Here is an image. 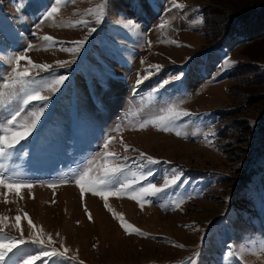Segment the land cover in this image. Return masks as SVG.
Instances as JSON below:
<instances>
[{"label": "rangeland", "instance_id": "374dc122", "mask_svg": "<svg viewBox=\"0 0 264 264\" xmlns=\"http://www.w3.org/2000/svg\"><path fill=\"white\" fill-rule=\"evenodd\" d=\"M230 1L62 0L46 20L52 0H0V138L11 139L35 119L41 103H23L33 90L49 97L40 117L44 127L38 122L27 144L0 155L6 181L33 185L18 192L0 186V238L25 241L19 252L13 249L15 256L8 254V264H23L31 255L43 264H188L193 256L197 264H264L263 123L246 117L260 113L264 92L240 103L241 113L231 112L234 135L223 131L228 106L237 105L228 94L229 73L246 59L245 37L210 42L201 19L203 4L218 11ZM81 20L90 23L76 26ZM45 35L56 43L44 41ZM80 40L85 43L72 50ZM252 48L264 49V42ZM19 55L53 67L49 72L21 60L19 71L30 68L31 79L18 77ZM151 65L161 67L149 73ZM258 65L264 70V60ZM96 69H107L104 86ZM59 76L67 80L54 85ZM141 77L147 78L138 83ZM165 80L171 83L161 87ZM258 88L264 90H249ZM170 109L193 115L165 131L158 118ZM140 153L161 163L145 167ZM108 165L123 166L118 179L132 187L121 190L105 174ZM173 167L182 170L177 185L132 199L148 183L162 187ZM81 176L83 189L76 182ZM117 213L134 228L126 230ZM34 239L46 241L45 251L67 252L43 257Z\"/></svg>", "mask_w": 264, "mask_h": 264}, {"label": "snow or ice", "instance_id": "6c2138e0", "mask_svg": "<svg viewBox=\"0 0 264 264\" xmlns=\"http://www.w3.org/2000/svg\"><path fill=\"white\" fill-rule=\"evenodd\" d=\"M52 2H53L54 6H51V10L47 12V15L45 16L46 20L53 18L55 16V14L60 11V4L62 3V0H52ZM64 2L71 3L72 0H64ZM133 6L138 7V5H136V4H134ZM175 6L178 8L184 7V5H181V4H176ZM102 16H103L102 11L96 13L97 21H99L102 18ZM89 23H90V21H88V20H81V21L77 22L76 26H79L81 24H89ZM160 27L163 28L164 25L161 24ZM91 31L95 32L96 29L92 28ZM42 39L44 41H51L54 44L56 43L55 38L52 37L51 35H45L42 37ZM84 43H85V41H83V40H80L78 42H74L75 48L72 50H78V48L81 45H83ZM32 47H33V45H28L29 49H31ZM21 60H28L31 67L42 69V70L49 71V72L51 71V69L53 67L51 64H47V63L35 64L31 61L30 57H27L25 55L16 56L15 57L16 69H17L16 75L18 77H21V78L31 79L30 68L25 67L23 69V71H19V68H20L19 62ZM56 63L58 65L63 66L67 62L66 61H57ZM160 67L161 66H159V65H151L148 69H146V71L151 73L153 70H159ZM94 75H96L97 79L100 80L102 86H104L106 84V80L104 77L107 75V69H103V70L96 69L94 71ZM146 78L147 77L139 78L138 83H143V80ZM176 79H180V77H176ZM65 80H67L66 76H59V77L54 78L52 83L54 85L58 86V85H62ZM21 82L23 83L25 81L21 80ZM169 83H171V81L165 80V81H163V84L161 85V87H163L164 85H167ZM48 99H49V97L41 95L38 91H35V90H33V92L24 99L23 103L25 105L29 104V102H31V101L40 102L41 103L40 110L37 113H35V119L31 122V124L23 126V130H17V131L12 132L11 139L7 135L0 138V155L4 154L7 148H15V146L17 144H20L21 141H24L25 144H27L28 143V137H30L32 135V132L34 129H36L38 122H40L41 127H44V124L40 121V117L44 111L43 105L45 103H47ZM191 115H193V114L187 110L177 111L175 109H170L166 116H161L158 119L163 122V130L169 131V130H171L170 126H173V122L175 120H179L182 116L188 117ZM18 116H19V112H17L15 115L10 114V120H8V122L10 124L15 123ZM6 120H7V118H6ZM144 126L145 125H143V124L141 125V127H144ZM176 134L180 135L179 132H177ZM33 139H35V137H33ZM109 139H111V138H109ZM23 146L24 145H21V148H23ZM104 147L105 148L108 147L107 143L104 145ZM125 147H127V145ZM108 155L113 156V157L115 156V154H112V153H109ZM139 157H140L141 163L145 167L147 165H156V164L161 163V161L158 160L157 158H154L152 156H148L145 153H140ZM122 159L128 160L131 158L124 156V157H122ZM104 171H105L106 175L113 177V178H116V183L120 184L121 190L130 189L132 187L131 183L124 184V183H121L118 179V174L122 173L123 166L117 165V166L113 167L111 165H108L105 167ZM166 171L168 172L170 179H164V183H163L162 187H157V185L154 183H148L146 187H140L138 193H134L132 195V199L142 200V199L147 198V197H154L160 193L165 192L168 188L177 185L178 181H180V177L182 175V170L173 167V168L167 169ZM149 175H151V172H149ZM84 180H85V177L81 176L80 179L78 181H76L77 183H79L81 185L82 189L84 188ZM0 186H5L8 190L16 189L18 192L20 190V188H22V187L31 188L33 185H31V184L24 185V184H20V183L9 182V181H6L2 175H0ZM113 186H115V185H113ZM52 187H55V184H53ZM116 194H118V193H116ZM98 195L104 196L105 200H107L108 194H106L104 192H100V193H98ZM262 206H264V202H262ZM141 207H143L142 203H141ZM116 215L118 216L121 224L124 226V228L126 230L134 228L133 225H131L130 223H128L124 219L123 215L118 214V213ZM25 216H27V213H25ZM3 219H7V218H3ZM91 219H92L91 214H89V220H91ZM20 220H21V217L18 215L16 217V227L17 228H20ZM28 223L33 228L36 227V225L31 221L30 218L28 220ZM135 231L137 233H139L140 235H145L138 228H136ZM129 234H132V233L129 232ZM48 239H49V241H51L52 237L49 236ZM22 243H25V241L23 240L22 237L20 240H16L15 238H8V239L0 238V264H8V260L10 259L8 254L13 253V249H16V252H19L18 245L22 244ZM30 243L35 244L40 248L43 257H60V256H64V254L67 252V249H65L64 252H60L56 248H52L51 251H45L44 249L47 246V244H46V241L43 239H34V240L30 241ZM13 255L15 256L16 253H13ZM6 257H8V259H6ZM36 261H41V264H43L41 256H36V255L28 256L27 259H25L23 261V264H34V262H36ZM14 264H15V262H14ZM57 264H58V262H57ZM188 264H197L195 256L189 258Z\"/></svg>", "mask_w": 264, "mask_h": 264}, {"label": "trees", "instance_id": "16d2710c", "mask_svg": "<svg viewBox=\"0 0 264 264\" xmlns=\"http://www.w3.org/2000/svg\"><path fill=\"white\" fill-rule=\"evenodd\" d=\"M229 5L231 6L227 8L218 7V11L207 4L201 6L205 39L212 42L216 38L231 39L242 34L245 37L243 40L244 49L241 53L246 59L238 60L229 73L232 84L229 87L228 94L231 102L237 105L228 106L229 110L226 111L228 117H230L232 111L236 110V113H238L240 108L250 103L249 99L252 95L261 93V91L264 92L259 88L249 90V88H253V85L264 87V70L258 65L260 61L264 60L262 59L263 54L259 55L260 51L263 52L264 49L258 50V52L252 48L253 45L264 42V0H234L233 3L230 1ZM243 102H245L244 106H241L240 103ZM260 113L261 116H259ZM260 113L255 114L254 117H246H249L247 119L255 123L262 121L263 127H260V131L264 136V107H262ZM232 114L234 115V113ZM241 116L245 118V112ZM235 119L236 117L232 119L231 115L230 119L222 121L220 127L224 129V132L227 131V133L234 135ZM220 132L223 133L221 129Z\"/></svg>", "mask_w": 264, "mask_h": 264}]
</instances>
